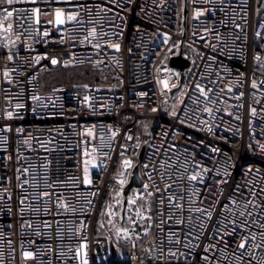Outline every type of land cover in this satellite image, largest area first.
Wrapping results in <instances>:
<instances>
[{"label": "built area", "instance_id": "built-area-1", "mask_svg": "<svg viewBox=\"0 0 264 264\" xmlns=\"http://www.w3.org/2000/svg\"><path fill=\"white\" fill-rule=\"evenodd\" d=\"M0 264H264V0H0Z\"/></svg>", "mask_w": 264, "mask_h": 264}, {"label": "trees", "instance_id": "trees-1", "mask_svg": "<svg viewBox=\"0 0 264 264\" xmlns=\"http://www.w3.org/2000/svg\"><path fill=\"white\" fill-rule=\"evenodd\" d=\"M107 75L106 70H95L89 66L61 67L41 74L40 82L44 90L56 84H61L68 88H75L76 86L107 79ZM102 209L99 210L94 224V232L96 234H103L111 224L104 216Z\"/></svg>", "mask_w": 264, "mask_h": 264}, {"label": "water", "instance_id": "water-1", "mask_svg": "<svg viewBox=\"0 0 264 264\" xmlns=\"http://www.w3.org/2000/svg\"><path fill=\"white\" fill-rule=\"evenodd\" d=\"M260 4V0H258V5ZM170 64L171 66L178 68L180 71H182L184 68H186L188 66V60L185 59L180 53L176 56H173L170 60ZM180 79H182V76L180 77ZM83 87V86H81ZM174 90H171V93H173ZM143 151H144V146H142L140 148V151L138 153V160H141L142 155H143ZM142 185V179L139 175V171H138V165H134L133 170H132V176L130 178V181L128 183V185L125 187L124 190V195L126 196L127 193L129 192V190L132 187H139ZM125 204H126V199L123 200L122 203V215L124 214V208H125ZM115 254V249L113 247H111V258L114 257Z\"/></svg>", "mask_w": 264, "mask_h": 264}, {"label": "snow or ice", "instance_id": "snow-or-ice-1", "mask_svg": "<svg viewBox=\"0 0 264 264\" xmlns=\"http://www.w3.org/2000/svg\"><path fill=\"white\" fill-rule=\"evenodd\" d=\"M9 2H11V0H9ZM7 15H8V16H11L12 13H11V12H8ZM56 15H57V21H58L59 23H62L63 21L60 19L61 13H57ZM6 18H7V17H6ZM69 19H74V17H69ZM116 47L118 48V45H117ZM52 63L55 64V63H57V61H56V60H52ZM201 91H203V89H201ZM129 139H131V137H129ZM125 163L128 164V163H130V162L125 161ZM190 179H191V180H196L197 177H196L195 175H193V176L190 177ZM133 202H134V201H133ZM240 247H241V248H244L245 245L242 243V244L240 245ZM26 256H30V254H26Z\"/></svg>", "mask_w": 264, "mask_h": 264}, {"label": "rangeland", "instance_id": "rangeland-1", "mask_svg": "<svg viewBox=\"0 0 264 264\" xmlns=\"http://www.w3.org/2000/svg\"><path fill=\"white\" fill-rule=\"evenodd\" d=\"M180 6H181V9L183 7V0H180Z\"/></svg>", "mask_w": 264, "mask_h": 264}]
</instances>
